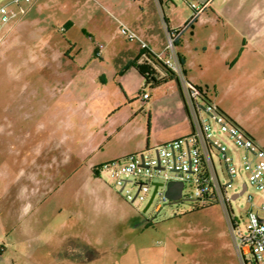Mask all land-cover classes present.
<instances>
[{
	"label": "rangeland",
	"instance_id": "rangeland-1",
	"mask_svg": "<svg viewBox=\"0 0 264 264\" xmlns=\"http://www.w3.org/2000/svg\"><path fill=\"white\" fill-rule=\"evenodd\" d=\"M189 2L35 0L0 44V246L5 247L9 263L28 264L32 258L33 264L49 262L48 253L35 254L33 247H44L50 226L79 212L83 185L92 178L90 163L112 153L123 158L147 148L155 155V146L175 134L181 122L184 134L191 131L185 109H178L179 94L171 93L169 83L144 87L153 97L150 108L141 100L142 81L136 70L123 78L125 87L119 79L120 52L139 44L121 32L120 21L139 35L130 24L134 19L156 18L163 29L166 23L179 28L193 16ZM202 17L195 16L191 23L196 25ZM213 26L211 21L200 26L201 43H207ZM189 28L190 24L184 30ZM185 35L190 36V31ZM99 44L104 47L98 56ZM203 54L195 53L194 61L202 62ZM193 68L199 85L212 96V83L218 77L207 68ZM250 102L264 111V96ZM99 128L107 134L93 155L97 140L90 135ZM110 129L116 132L111 135ZM163 174L161 170L151 179L140 178L166 182ZM101 180L148 224L143 232L115 244L117 249L125 248L118 261L134 260L143 250L153 264H242L220 204L198 207L185 198L163 201L158 192L144 211L148 201L132 204L115 179L102 173ZM239 190L236 181L230 192ZM250 194L258 195L251 185L231 200L243 228ZM27 232L43 236L34 239ZM245 258L247 264H256L251 254Z\"/></svg>",
	"mask_w": 264,
	"mask_h": 264
},
{
	"label": "crops",
	"instance_id": "crops-1",
	"mask_svg": "<svg viewBox=\"0 0 264 264\" xmlns=\"http://www.w3.org/2000/svg\"><path fill=\"white\" fill-rule=\"evenodd\" d=\"M191 1L202 7L199 15L203 14V17L196 25L192 22L190 28L184 30L178 40L177 50L183 60L185 75L188 80L200 86L199 79L193 73V67L198 65L200 69L207 68L213 72L218 79L212 83L214 94H207L208 97L264 149V111L257 102H250L264 96V0H222V5L217 0ZM158 3L161 5L162 0H158ZM208 21L214 26L210 29L207 43H201L198 31L200 32V26ZM130 24L140 32V36L152 51L159 52L163 49L164 29L156 18L149 21L134 19ZM187 31H190V36L185 35ZM142 49L138 44L137 48L120 52L122 57L119 79L123 85V78L132 70H136L134 67L127 68V63L138 55L141 56L140 61L146 58ZM197 52L204 53L202 62L194 61ZM141 81L140 92L144 83L142 77ZM167 83L171 93L179 94L178 109H185L177 82L169 80ZM140 97L142 102H146L151 108V94L145 101L142 94ZM183 123L181 122L180 129L175 134L163 137L161 144L186 135L183 133ZM115 132V129L108 130L111 135ZM92 133L91 138L95 135V141L97 140L90 152L94 155L103 146L107 132L99 128ZM119 157L120 155L112 153L100 161L90 163L92 178L83 185L85 192L81 198L79 212L60 221L58 226H50L44 237V247H33L35 254H49L50 260L44 264H54L57 260L68 264H153L145 259L143 250L136 253L134 260L118 261L125 248L117 249L115 244L129 239L138 231L143 232L148 225L132 212L129 204L121 200L112 187L101 180L102 173L96 169L99 164ZM27 233L29 235H23L32 236L34 239L43 236L36 237L33 233ZM106 242L110 243L104 246ZM5 252V247L0 246V264H15L14 260L8 262L4 256ZM107 255H112V259H107ZM35 260L32 258L28 264H33L31 262Z\"/></svg>",
	"mask_w": 264,
	"mask_h": 264
},
{
	"label": "built area",
	"instance_id": "built-area-1",
	"mask_svg": "<svg viewBox=\"0 0 264 264\" xmlns=\"http://www.w3.org/2000/svg\"><path fill=\"white\" fill-rule=\"evenodd\" d=\"M34 1H1L0 44L7 39L9 32L21 21ZM189 5L193 16L182 27L171 28L166 23L165 44L159 52L152 51L136 31L121 21L120 30L128 39L138 41L142 48L153 52L178 77L191 131L155 146V155L150 154V149L147 148L104 162L96 169L115 179L119 191L132 204L149 202L154 182H157L142 181L140 177L151 179L163 170L166 182H183L180 199L190 200L198 207L214 203L223 207L242 264H247L246 254H251L254 263L264 264V149L237 122L220 112L212 100L208 101L207 92L202 87L186 77L177 44L185 27L202 11V7L195 1L189 2ZM103 47V44L98 45V56ZM145 86L143 83L141 88L144 101L150 97ZM236 181H240L241 190L230 192ZM166 182L157 186L151 203L158 192L163 201L169 200L165 195ZM129 185L135 187L134 192ZM250 185L258 195L256 198L252 194L248 196L249 206L245 212L243 228L239 219L234 216L231 200L243 194Z\"/></svg>",
	"mask_w": 264,
	"mask_h": 264
},
{
	"label": "trees",
	"instance_id": "trees-1",
	"mask_svg": "<svg viewBox=\"0 0 264 264\" xmlns=\"http://www.w3.org/2000/svg\"><path fill=\"white\" fill-rule=\"evenodd\" d=\"M142 52L146 55V58L144 60L140 61L139 59L141 56L138 55L136 58L129 61L126 67L127 68L134 67L137 70V72L141 75V77L143 78L145 85H150L151 87L154 88L169 80H175L179 86L178 77L171 70H169L164 65V63L155 56L153 52H151L148 49H144V48L142 49ZM180 61L183 64V60L181 56H180ZM207 100L211 101V99L208 97H207ZM217 108L220 112L224 113L218 106Z\"/></svg>",
	"mask_w": 264,
	"mask_h": 264
},
{
	"label": "water",
	"instance_id": "water-1",
	"mask_svg": "<svg viewBox=\"0 0 264 264\" xmlns=\"http://www.w3.org/2000/svg\"><path fill=\"white\" fill-rule=\"evenodd\" d=\"M163 182H154V188L152 190V194L150 197L149 202L147 203L146 207L144 208V211L147 210L148 206L150 205L156 191H157V186L158 185H163ZM165 195L166 197L171 200V201H177L180 200L181 198V191L183 188V182L182 181H177V180H169L166 182L165 186Z\"/></svg>",
	"mask_w": 264,
	"mask_h": 264
}]
</instances>
